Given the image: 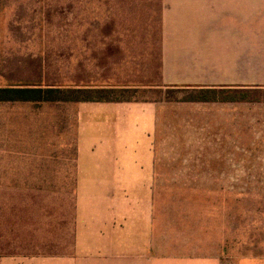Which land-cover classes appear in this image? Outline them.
Here are the masks:
<instances>
[{
  "label": "crops",
  "instance_id": "crops-1",
  "mask_svg": "<svg viewBox=\"0 0 264 264\" xmlns=\"http://www.w3.org/2000/svg\"><path fill=\"white\" fill-rule=\"evenodd\" d=\"M161 4L156 86L185 95L77 107L59 167L77 186L72 248L38 264H264V256H224L206 208L160 189L246 183L241 169L264 168V98H195L264 90V0Z\"/></svg>",
  "mask_w": 264,
  "mask_h": 264
},
{
  "label": "rangeland",
  "instance_id": "rangeland-1",
  "mask_svg": "<svg viewBox=\"0 0 264 264\" xmlns=\"http://www.w3.org/2000/svg\"><path fill=\"white\" fill-rule=\"evenodd\" d=\"M161 7V0H0V87H106L125 102L179 99L183 89L156 86ZM104 102H0V258L38 264L71 252L77 186L59 175L60 153L72 150L77 107ZM240 172L246 183L160 189L206 208L224 256H264V168Z\"/></svg>",
  "mask_w": 264,
  "mask_h": 264
},
{
  "label": "trees",
  "instance_id": "trees-1",
  "mask_svg": "<svg viewBox=\"0 0 264 264\" xmlns=\"http://www.w3.org/2000/svg\"><path fill=\"white\" fill-rule=\"evenodd\" d=\"M129 90V89H128ZM118 90L95 87H41V86H7L0 87V102H102L119 101L111 94ZM124 90L123 92H126ZM257 96V97H256ZM264 90H215L198 91L195 96L200 101H212L217 98L260 100ZM257 98V99H256Z\"/></svg>",
  "mask_w": 264,
  "mask_h": 264
}]
</instances>
